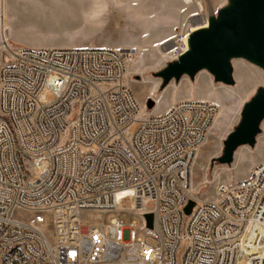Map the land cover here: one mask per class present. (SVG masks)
I'll return each mask as SVG.
<instances>
[{
    "label": "built area",
    "instance_id": "obj_1",
    "mask_svg": "<svg viewBox=\"0 0 264 264\" xmlns=\"http://www.w3.org/2000/svg\"><path fill=\"white\" fill-rule=\"evenodd\" d=\"M135 60L106 46L12 47L0 0V264H264V162L215 199L196 196L191 168L220 106L143 111L125 82ZM116 210L137 212L146 236L120 218L109 236L82 226L84 211Z\"/></svg>",
    "mask_w": 264,
    "mask_h": 264
},
{
    "label": "rangeland",
    "instance_id": "obj_2",
    "mask_svg": "<svg viewBox=\"0 0 264 264\" xmlns=\"http://www.w3.org/2000/svg\"><path fill=\"white\" fill-rule=\"evenodd\" d=\"M229 4V0H193L188 4L186 0H5L12 47L106 46L135 51L136 60L125 82L143 111L149 110L146 104L149 99L155 101L154 114L165 113L183 98H204L218 103L220 113L191 168L192 191L205 200L215 199L218 185L244 180L264 161V120L253 146H239L231 164L220 161L225 142L239 126L245 106L264 88V68L234 58L230 84L216 81L207 70H201L194 78L185 75L179 81L173 79L167 85L158 74L173 63L167 51L177 34L201 25L203 17L209 21L217 19ZM47 98L51 101L52 94ZM137 127L133 125L131 131L135 132ZM26 169L35 179L36 170L29 164ZM116 218L126 226L136 222L135 230L146 236L142 217L134 210L84 211L81 222L87 228L103 225L109 236L110 224ZM187 246L188 241H183L180 255Z\"/></svg>",
    "mask_w": 264,
    "mask_h": 264
},
{
    "label": "water",
    "instance_id": "obj_3",
    "mask_svg": "<svg viewBox=\"0 0 264 264\" xmlns=\"http://www.w3.org/2000/svg\"><path fill=\"white\" fill-rule=\"evenodd\" d=\"M229 6L219 12L217 19H210L208 29L191 35L190 49L180 59L171 63L158 76L167 85L183 76L194 78L201 70H207L216 81L230 84L231 60L246 59L264 68V0H229ZM147 107L152 110L155 101L149 99ZM264 120V88L245 106L239 126L225 142L221 162L231 164L236 149L242 145L253 146ZM195 203L185 208L190 215ZM148 228H153V214L145 216Z\"/></svg>",
    "mask_w": 264,
    "mask_h": 264
},
{
    "label": "bare ground",
    "instance_id": "obj_4",
    "mask_svg": "<svg viewBox=\"0 0 264 264\" xmlns=\"http://www.w3.org/2000/svg\"><path fill=\"white\" fill-rule=\"evenodd\" d=\"M192 1L193 0H186L187 4L188 3H192ZM198 5L200 6V8L202 7V5L200 3ZM210 21L207 19L205 23H202L201 25L194 26L193 28H190L186 32L185 42L187 44L188 50L190 49V38H191V35L193 33L197 32V31L208 29Z\"/></svg>",
    "mask_w": 264,
    "mask_h": 264
},
{
    "label": "crops",
    "instance_id": "obj_5",
    "mask_svg": "<svg viewBox=\"0 0 264 264\" xmlns=\"http://www.w3.org/2000/svg\"><path fill=\"white\" fill-rule=\"evenodd\" d=\"M186 99H188V98H185V99L183 98V99H180V100L182 101V100H186ZM191 99H192V98H191ZM199 99H204V98H199ZM180 100H179V101H180ZM179 101H178V102H179ZM173 105H174V104H173ZM173 105H172V106H173ZM263 162H264V161L259 162L258 165H259L260 163H263Z\"/></svg>",
    "mask_w": 264,
    "mask_h": 264
}]
</instances>
